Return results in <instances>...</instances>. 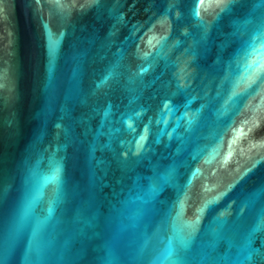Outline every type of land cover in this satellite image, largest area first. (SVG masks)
Returning <instances> with one entry per match:
<instances>
[{
	"label": "water",
	"instance_id": "water-1",
	"mask_svg": "<svg viewBox=\"0 0 264 264\" xmlns=\"http://www.w3.org/2000/svg\"><path fill=\"white\" fill-rule=\"evenodd\" d=\"M3 264H264L261 0H0Z\"/></svg>",
	"mask_w": 264,
	"mask_h": 264
},
{
	"label": "snow or ice",
	"instance_id": "snow-or-ice-1",
	"mask_svg": "<svg viewBox=\"0 0 264 264\" xmlns=\"http://www.w3.org/2000/svg\"><path fill=\"white\" fill-rule=\"evenodd\" d=\"M261 2L264 3V0H261ZM2 195H3V193H2V191H0V196H2ZM0 264H3V262L0 261Z\"/></svg>",
	"mask_w": 264,
	"mask_h": 264
}]
</instances>
